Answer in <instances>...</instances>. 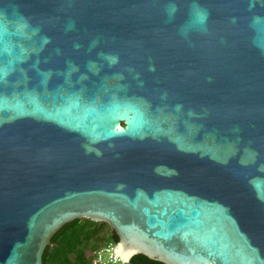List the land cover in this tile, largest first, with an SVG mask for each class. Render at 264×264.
<instances>
[{
  "label": "water",
  "instance_id": "95a60500",
  "mask_svg": "<svg viewBox=\"0 0 264 264\" xmlns=\"http://www.w3.org/2000/svg\"><path fill=\"white\" fill-rule=\"evenodd\" d=\"M80 218L126 263L264 264V0H0V264Z\"/></svg>",
  "mask_w": 264,
  "mask_h": 264
},
{
  "label": "trees",
  "instance_id": "16d2710c",
  "mask_svg": "<svg viewBox=\"0 0 264 264\" xmlns=\"http://www.w3.org/2000/svg\"><path fill=\"white\" fill-rule=\"evenodd\" d=\"M105 241H118L115 231L107 224L100 230L98 222L75 219L64 224L51 238L42 256L43 264H94L96 253ZM93 253V257L90 255ZM125 264H164L143 254L132 256Z\"/></svg>",
  "mask_w": 264,
  "mask_h": 264
},
{
  "label": "built area",
  "instance_id": "2783aa9c",
  "mask_svg": "<svg viewBox=\"0 0 264 264\" xmlns=\"http://www.w3.org/2000/svg\"><path fill=\"white\" fill-rule=\"evenodd\" d=\"M115 245V244H114ZM114 247V246H113ZM113 247L110 245L104 246L102 249H99L96 253V258L94 259V264H98V256L102 253L105 252V250L108 252V257L105 262L99 263V264H125L126 261L121 259L116 252L113 250Z\"/></svg>",
  "mask_w": 264,
  "mask_h": 264
},
{
  "label": "clouds",
  "instance_id": "9594fccd",
  "mask_svg": "<svg viewBox=\"0 0 264 264\" xmlns=\"http://www.w3.org/2000/svg\"><path fill=\"white\" fill-rule=\"evenodd\" d=\"M177 11L175 4H171V6L168 9V14L169 16H173L175 15V12ZM195 19H194V23L195 24H199V25H203L206 23L207 20V14L205 11L196 8L194 9V13H193Z\"/></svg>",
  "mask_w": 264,
  "mask_h": 264
},
{
  "label": "rangeland",
  "instance_id": "374dc122",
  "mask_svg": "<svg viewBox=\"0 0 264 264\" xmlns=\"http://www.w3.org/2000/svg\"><path fill=\"white\" fill-rule=\"evenodd\" d=\"M80 219H84V218H80ZM98 224H99V232L100 230H107V223L104 222V221H97ZM115 244L114 241H105L103 244H102V247L105 245V246H111L113 247ZM90 255L93 257V253L90 252ZM107 257H108V252L105 250V252H102L99 256H98V264L99 263H102V262H105L107 260ZM94 261V260H93Z\"/></svg>",
  "mask_w": 264,
  "mask_h": 264
}]
</instances>
